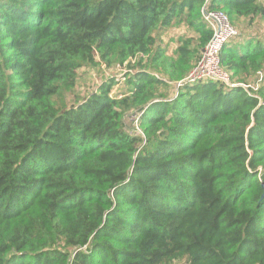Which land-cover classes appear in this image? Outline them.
I'll list each match as a JSON object with an SVG mask.
<instances>
[{
    "label": "trees",
    "instance_id": "16d2710c",
    "mask_svg": "<svg viewBox=\"0 0 264 264\" xmlns=\"http://www.w3.org/2000/svg\"><path fill=\"white\" fill-rule=\"evenodd\" d=\"M204 4L0 0V264H264V32L222 47L230 85L181 82ZM205 9L264 25V0ZM125 63L79 99V70Z\"/></svg>",
    "mask_w": 264,
    "mask_h": 264
},
{
    "label": "built area",
    "instance_id": "2783aa9c",
    "mask_svg": "<svg viewBox=\"0 0 264 264\" xmlns=\"http://www.w3.org/2000/svg\"><path fill=\"white\" fill-rule=\"evenodd\" d=\"M208 1L209 0H205L204 8L202 9V17L204 23L212 31V36L202 50L198 62L181 82L196 83L199 81L214 80L230 85L231 82L228 74L220 67L219 54L224 44L236 38L238 32L232 26L226 14L220 11H207L205 9V5H207ZM134 61L135 58L129 59L127 62L134 64ZM126 63L123 64V66L126 65ZM258 76V80H260L261 74L258 73ZM181 82H179L178 85ZM241 87L247 88L245 85H241ZM132 115H134V118L131 123L138 130L137 127L141 112L135 111ZM138 132L140 133L139 130Z\"/></svg>",
    "mask_w": 264,
    "mask_h": 264
},
{
    "label": "rangeland",
    "instance_id": "374dc122",
    "mask_svg": "<svg viewBox=\"0 0 264 264\" xmlns=\"http://www.w3.org/2000/svg\"><path fill=\"white\" fill-rule=\"evenodd\" d=\"M235 29L237 30L238 34L240 33L248 34V35L255 34L258 36L259 34L264 32V25L259 21H255L251 25H248L247 21H243L240 23L239 27H236ZM164 37L168 41V40H176L179 37L189 38L191 37V35L187 31H185L183 27H181L178 29L170 30L168 33L164 34ZM165 39H161V40L164 41ZM171 46L174 47L175 44L171 43ZM128 71L129 70L127 69L126 65L115 66L109 70H106L103 67L100 69L96 68L93 70H87L85 68L79 70L78 71L79 79L76 84V91H77V94L79 95V99L82 100L83 98H85V96L89 92L93 91L96 88V86L100 84L101 81H104L106 78H110V77L115 78L117 82V85H115L112 91V95L114 96L120 95V93H122L125 90L124 77ZM255 78H256V75H252L250 78H248L247 79L248 84L249 85L254 84ZM134 112H135L134 110L126 111L124 114L123 120L125 121V128L127 131H134V132L139 133L138 132L139 129L137 130L135 126H133V124L131 123V121L134 118V115H132ZM174 264H182V263L175 262Z\"/></svg>",
    "mask_w": 264,
    "mask_h": 264
},
{
    "label": "water",
    "instance_id": "95a60500",
    "mask_svg": "<svg viewBox=\"0 0 264 264\" xmlns=\"http://www.w3.org/2000/svg\"><path fill=\"white\" fill-rule=\"evenodd\" d=\"M263 187H264V185H263Z\"/></svg>",
    "mask_w": 264,
    "mask_h": 264
}]
</instances>
